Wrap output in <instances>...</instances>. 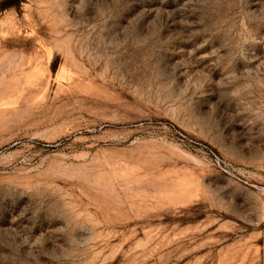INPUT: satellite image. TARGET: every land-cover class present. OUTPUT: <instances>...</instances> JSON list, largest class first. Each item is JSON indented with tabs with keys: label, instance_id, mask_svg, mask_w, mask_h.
I'll return each instance as SVG.
<instances>
[{
	"label": "rangeland",
	"instance_id": "1",
	"mask_svg": "<svg viewBox=\"0 0 264 264\" xmlns=\"http://www.w3.org/2000/svg\"><path fill=\"white\" fill-rule=\"evenodd\" d=\"M0 264H264V0H0Z\"/></svg>",
	"mask_w": 264,
	"mask_h": 264
}]
</instances>
